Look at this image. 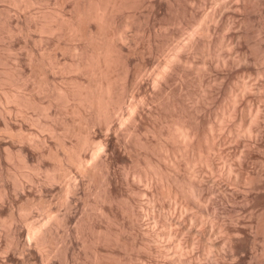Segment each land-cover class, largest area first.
I'll use <instances>...</instances> for the list:
<instances>
[{
  "label": "rangeland",
  "instance_id": "374dc122",
  "mask_svg": "<svg viewBox=\"0 0 264 264\" xmlns=\"http://www.w3.org/2000/svg\"><path fill=\"white\" fill-rule=\"evenodd\" d=\"M121 1L116 10L113 0H0V264H213L218 258L219 264H247L250 253L263 258L264 228L257 219L264 196L254 200L253 182L264 153V74L257 71L261 52L254 51L264 0H254L258 18L253 0H226L218 22H200L207 33L199 22L191 31L190 14L199 21L218 0H181V7L180 0L179 6ZM229 15L232 26L224 29ZM237 28L247 29L248 37L238 38ZM218 36L242 39L239 50L253 66L219 65L237 50L214 53L211 46L206 53L202 45ZM106 45L112 55L103 52ZM242 78L253 87L245 97ZM255 106L261 122L250 137L245 125ZM220 107L231 112L218 120ZM180 118L190 131L196 127L191 146L173 132ZM193 146L211 166H192ZM184 180L200 196L182 192ZM232 225L243 233L235 252L227 244ZM208 246L216 253L207 259Z\"/></svg>",
  "mask_w": 264,
  "mask_h": 264
},
{
  "label": "bare ground",
  "instance_id": "6f19581e",
  "mask_svg": "<svg viewBox=\"0 0 264 264\" xmlns=\"http://www.w3.org/2000/svg\"><path fill=\"white\" fill-rule=\"evenodd\" d=\"M114 2H112V6H115V9L117 10V6L115 5V4H119L120 3V1L121 0H118L117 2H116V0H113ZM248 1V0H247ZM250 1V0H249ZM254 1V0H253ZM257 1V0H256ZM256 1H254V3H253V5H255L256 3ZM259 2H260V0H258ZM119 2V3H118ZM122 2V1H121ZM124 2V1H123ZM172 2V4L173 5H176V4H178V6H179V3H180V6L179 7H181V6H184L185 4H183V5H181L182 4V2H181V0L179 1V3H178V0H172L171 1ZM189 2V1H188ZM218 2H219V6H218V8L217 9H215V11H212V13H210V14H207V15H203L202 14V18H200V20L199 21H197V20H195V18H194V14H190V18H191V20L188 22V27H190L191 28V31H194V30H197L198 31V29H197V27H199V25L201 24V26H200V29H202V30H204V31H206V33L208 32V31H210L209 29H208V27H206V25H204L205 23H206V21L208 20V19H214L215 21L214 22H216V20H217V22H218V19H220L221 17H222V15L224 14V12L226 11V7L228 6V2L226 1V0H218ZM235 2V1H234ZM240 2V1H239ZM238 2V3H239ZM90 3V2H89ZM111 3V2H110ZM127 3V2H126ZM183 3H185V2H183ZM204 3V2H203ZM233 3V2H232ZM249 2H247V5H250V4H248ZM114 4V5H113ZM171 4V3H170ZM230 4V3H229ZM233 4H237V1H236V3H233ZM244 4H246V3H244ZM244 4H243V6H244ZM90 5V4H89ZM120 5H123V3L122 4H120ZM126 5H129V4H126ZM189 5V4H188ZM259 5H260V3H259ZM95 6H97V5H95ZM124 6H125V3H124ZM240 6H242V4L240 5L239 4V7ZM242 6V7H243ZM256 6V9L255 10H257V12L253 15L254 17H257V16H259L260 15V6L257 8V6H258V3L255 5ZM122 7V6H121ZM126 7V6H125ZM191 7V6H190ZM198 7V6H197ZM230 7H231V5H230ZM78 8H80V7H77L76 8V10L78 9ZM97 8H98V6L96 7V10H97ZM178 8V7H177ZM244 8H245V6H244ZM249 8V7H248ZM248 8H246V9H248ZM260 8V9H259ZM88 9V8H87ZM90 9V8H89ZM94 9H95V7H94ZM113 9H114V7H113ZM233 9V8H232ZM237 9V8H236ZM245 9V10H246ZM251 9H252V7H251ZM82 10V9H81ZM84 10V9H83ZM91 10V9H90ZM116 10H114V11H116ZM179 10H180V8H179ZM186 10V9H185ZM229 10V9H228ZM238 10H241L240 8L238 9ZM244 10V11H245ZM250 10V9H249ZM79 10H77V12H78ZM87 11V10H86ZM97 11H99V9L97 10ZM243 11V10H242ZM247 11V10H246ZM245 11V12H246ZM252 11H254V10H252ZM85 12V11H84ZM84 12H82V13H84ZM88 12V11H87ZM87 12H85L86 14H88V16H89V13H87ZM92 13L93 12H95V10L94 11H91ZM180 12V11H179ZM244 12V13H245ZM249 12V11H248ZM81 13V12H80ZM98 12H96V13H94L95 15H99V13L97 14ZM190 13V12H189ZM193 13V12H192ZM194 13H195V11H194ZM262 13V12H261ZM101 14V13H100ZM231 15H232V13H230ZM241 14V13H240ZM91 15H93V14H91ZM187 15V14H186ZM80 16H82L81 14H80ZM100 16V15H99ZM230 16V15H229ZM228 16V17H229ZM244 16H245V14H244ZM85 17V16H84ZM227 17V18H228ZM242 17V16H241ZM248 17H249V19H250V17H251V15L248 13ZM261 17V16H260ZM97 18V17H96ZM100 18V17H99ZM183 18V17H182ZM258 18V17H257ZM263 18V17H262ZM81 19V18H80ZM178 19V18H177ZM186 19H188V18H186ZM198 19V18H197ZM233 18L230 16V19H228L227 21H225L224 22V24H223V28L225 29L226 27H228V26H232L231 24H232V20ZM238 19V18H237ZM245 20V19H244ZM246 20H248V19H246ZM262 20V19H261ZM203 21H205L204 22V24L202 25V23H200V22H203ZM196 22H199L198 24L199 25H196L195 27L193 26V25H195V23ZM244 22V21H243ZM247 22V21H246ZM183 23V22H182ZM186 23H187V21H186ZM240 23V22H239ZM238 23V24H239ZM241 23H242V21H241ZM244 24V23H243ZM250 24V23H249ZM240 25V24H239ZM177 26V25H176ZM216 26V25H215ZM241 26V25H240ZM242 26H244V25H242ZM178 27V26H177ZM239 27V26H238ZM123 29L125 28L124 26L122 27ZM122 28H120V30L122 31L123 29ZM236 28V27H235ZM244 28V27H243ZM246 28V27H245ZM248 28H249V26H248ZM170 29V28H169ZM187 29V28H186ZM226 29H228V28H226ZM231 29V28H230ZM241 29V28H240ZM239 28H237L234 32H237L238 33V35L237 34H235V35H237L238 36V38L241 36H244V37H246L247 35H248V31H246L245 29L243 30V31H241ZM182 30V29H181ZM189 30V29H188ZM250 30V29H249ZM186 31V30H185ZM190 31V30H189ZM189 31H186L187 33H188V35H190V33H189ZM197 31H195V32H197ZM201 31V30H200ZM256 31H257V33L259 34V35H261V39L257 42H255V43H257L256 45H255V49H254V51H255V53H259V52H261V55L259 56V57H256V60H257V58L259 59V61H258V65H257V71H258V73H262V74H264V47H263V44H264V41H263V39H264V27H263V25L262 26H258V28H256ZM114 32V31H113ZM166 32V31H165ZM214 32V31H213ZM227 32V31H226ZM253 32V31H252ZM119 33H121V32H116V34H119ZM123 33H125V32H123ZM167 33H168V31H167ZM203 33V32H202ZM205 33V32H204ZM203 33V34H204ZM205 33V34H206ZM262 33V34H261ZM115 34V35H116ZM196 34V33H195ZM194 34V35H195ZM113 36H114V34H112ZM120 35V34H119ZM123 35V34H122ZM122 35H121V37H122ZM191 35H192V33H191ZM190 35V37H191V42H189V44L190 45H193V43H192V38H194L193 36H191ZM208 35V34H207ZM214 35V34H213ZM233 35H234V33H233ZM93 36V35H92ZM92 36H91V38H92ZM107 36H109V34L107 35ZM112 36V39L111 40H113V37ZM126 36V35H125ZM124 36V37H125ZM206 36V35H205ZM226 36V35H225ZM110 37H111V35H110ZM118 37L119 36H117L116 35V38L115 39H118ZM189 37V36H188ZM202 37V36H201ZM213 37V36H212ZM248 37V36H247ZM94 38V37H93ZM107 38V37H106ZM105 38V39H106ZM126 38V37H125ZM208 38V37H207ZM209 38H211V37H209ZM208 38V39H209ZM216 38V37H215ZM235 38H237L236 36H235ZM235 38L234 39H230V38H226V37H220L219 38V36H218V39L216 38V41L214 40H206V41H203V42H206V43H204V45H202L203 46V49H204V51L206 50V53H207V51L209 52V50L208 49H210L211 48V46H212V52L214 51V53H218V51H219V49H223V47L225 48V47H229L230 48V51H231V49L232 50H237V53H234L235 55H236V57H232V56H230L229 57V55H227V56H224L223 55V57L222 58H216L215 57V55H214V58H215V60L216 59H219V61L218 62H220V64L219 65H223V66H226L227 67V65H229V64H231V63H234V64H238L239 65V67H240V65L241 66H244V67H250V66H253L252 64V62H251V60H250V58H249V54L247 55L245 52H241L239 49H241V44H242V42L241 41H243L242 39H243V37H242V39L240 40V39H236L235 40ZM110 39V38H109ZM108 39V40H109ZM121 39V38H120ZM124 39V38H123ZM122 39V40H123ZM195 39V38H194ZM201 39V38H200ZM212 39V38H211ZM246 39V38H245ZM108 40H106V42L105 43H107V41ZM174 40V39H173ZM190 40V39H189ZM188 40V41H189ZM249 40V39H248ZM247 40V41H248ZM91 41V40H90ZM94 41V40H93ZM114 41V40H113ZM194 41V40H193ZM196 41V40H195ZM198 41V40H197ZM103 42V41H102ZM112 42V41H111ZM171 42V41H170ZM181 42V41H180ZM182 42H184V41H182ZM214 42V43H213ZM245 42H246V40H245ZM249 42V41H248ZM101 43V42H100ZM108 43H109V41H108ZM107 43V44H108ZM93 44V43H92ZM102 44V43H101ZM174 44V43H173ZM178 44V43H177ZM182 44V43H181ZM185 43H183V45H184ZM195 44V43H194ZM248 44V43H247ZM94 45H96V42H94ZM99 45V44H98ZM103 45H105V44H103ZM114 45H116V44H114ZM189 45V46H190ZM199 45H200V43H199ZM97 46V45H96ZM102 46V45H101ZM108 46H109V48H110V44H108ZM113 46V45H112ZM111 46V48H113ZM173 46V45H172ZM175 46H177V45H175ZM178 46H180V44L178 45ZM188 46V47H189ZM92 48L93 47H95V46H91ZM181 47H183V46H181ZM180 47V48H181ZM187 46L185 47V48H188ZM194 47V46H193ZM199 47V46H198ZM197 47V48H198ZM201 47V46H200ZM97 48V47H96ZM102 48H103V46H102ZM104 48H105V46H104ZM107 45H106V52H105V49L103 50V49H101V51L103 50V52L104 53H106L107 55L108 54H110V55H112V53H108V52H110V49H108L109 51L107 52ZM115 48V47H114ZM173 48V47H172ZM177 48V47H176ZM184 48V47H183ZM197 48H195V49H197ZM217 51V52H215V50ZM229 48H225V49H229ZM100 49H98L97 48V51L98 50H100ZM117 48H115L114 50H116ZM175 49V48H174ZM113 50V49H112ZM170 50V49H169ZM175 50H177V49H175ZM198 51H199V49H197ZM253 50V49H252ZM96 51V49H95V52L98 54V52H100V51H98L97 52ZM174 51V50H173ZM188 51H189V49H188ZM200 51H202L201 50V48H200ZM225 51V50H224ZM227 51V50H226ZM229 51V52H230ZM92 52V51H91ZM112 52H114V51H112ZM116 52V51H115ZM190 52V51H189ZM203 52V51H202ZM219 52H222V50L221 51H219ZM235 52V51H234ZM247 52V51H246ZM94 53V52H93ZM178 53V52H177ZM200 53V52H199ZM199 53H197V55H199ZM213 53V54H214ZM253 53V52H252ZM102 55H103V53H101ZM100 54V55H101ZM176 54V53H175ZM99 55V54H98ZM109 55V56H110ZM115 55V54H114ZM173 55V54H172ZM196 55V54H195ZM220 55V54H219ZM231 55V54H230ZM254 55V54H253ZM176 56V55H175ZM184 56V55H183ZM200 56V55H199ZM202 56H204V55H202ZM211 56V55H210ZM213 56V55H212ZM218 56V55H217ZM100 57V56H99ZM102 57V56H101ZM206 57V56H205ZM219 57H221V56H219ZM104 58V57H103ZM105 58H108V57H105ZM109 58H111V57H109ZM204 58V57H203ZM213 58V57H212ZM174 59H177V58H174ZM202 59V58H201ZM205 59V58H204ZM207 59V58H206ZM254 59V58H253ZM99 60V59H98ZM97 60V61H98ZM110 60V59H109ZM177 61V60H176ZM206 61V60H205ZM101 62H102V60H101ZM165 62H166V60H165ZM185 62V61H184ZM208 62H210V61H208ZM211 62H212V60H211ZM210 62V63H211ZM215 62V61H214ZM104 63H106V61L104 62ZM108 63V62H107ZM182 63V62H181ZM180 63V64H181ZM187 63V62H186ZM255 63H257V62H255ZM167 64V63H166ZM188 65V64H187ZM197 65V64H196ZM214 66V65H213ZM217 66H218V63H217ZM231 66V65H230ZM233 66V65H232ZM231 66V67H232ZM159 67V66H158ZM219 67V66H218ZM237 67V66H236ZM201 68V67H200ZM243 68V67H242ZM162 69V68H161ZM166 69H167V67H166ZM189 69V68H188ZM202 69V68H201ZM204 69V68H203ZM226 69V68H225ZM227 69H228V67H227ZM226 69V70H227ZM246 69V68H245ZM192 70V69H191ZM205 70V69H204ZM244 71V70H243ZM248 71H250V70H248ZM169 73V72H168ZM181 73V72H180ZM226 73V72H225ZM165 74V73H164ZM184 75V74H183ZM229 75V74H228ZM227 75V76H228ZM242 75V74H241ZM247 75H249V74H247ZM247 75H246V77H247ZM186 76V75H185ZM202 76V75H201ZM244 76V75H243ZM251 76V75H250ZM155 77V76H154ZM164 77V76H163ZM245 77V76H244ZM245 77V78H246ZM202 79H204L203 77H201ZM200 78V79H201ZM245 78H242V79H240V80H242L241 82H239L240 83V87H239V92L241 93V97L242 96H244L245 97V95H249V93L252 91V82H250L249 81V78L248 79H245ZM199 79V80H200ZM183 80V79H182ZM222 81L221 82H223V79H221ZM162 81V80H161ZM193 81V80H192ZM203 81V80H202ZM208 81V80H207ZM264 81V80H263ZM163 82V81H162ZM196 82V81H195ZM220 83V82H219ZM218 83V84H219ZM184 84V83H183ZM263 84V83H262ZM110 85V84H109ZM202 85V84H201ZM204 85V84H203ZM254 85V84H253ZM195 86H197V85H195ZM199 86V85H198ZM205 86H207V85H205ZM212 86V85H211ZM236 86V85H235ZM111 87V86H110ZM231 87V86H230ZM183 88V87H182ZM193 88V87H192ZM256 88V87H255ZM105 89H108V88H105ZM200 89V88H199ZM206 89H208V88H206ZM229 89V88H228ZM232 89V88H231ZM235 89H236V87H235ZM257 89V88H256ZM188 90V89H187ZM210 90V89H209ZM208 90V91H209ZM216 91H217V89H216ZM107 92H109V89H108V91ZM186 92V91H185ZM191 92V91H190ZM170 93H171V91H170ZM202 93H204V92H202ZM107 94V93H106ZM169 94V93H168ZM107 95H109V94H107ZM181 95V94H180ZM193 95V94H192ZM254 95V94H253ZM258 95H260V94H258ZM176 96V95H175ZM228 96V95H227ZM230 96L233 98V99H237V93L236 92H234L233 90H232V92L230 93ZM261 96V95H260ZM230 97V98H231ZM263 97V96H262ZM107 98H109L110 99V97H108L107 96ZM203 98V97H202ZM170 99V98H169ZM172 99H175V98H172ZM178 99V98H177ZM188 99H189V97H188ZM240 99V98H239ZM253 99V98H252ZM179 100V99H178ZM186 100H187V98H186ZM191 100V99H190ZM242 100V99H241ZM260 100V99H259ZM111 101V100H110ZM225 101V100H224ZM257 101V100H256ZM108 102V101H107ZM175 102V101H174ZM178 102V101H177ZM176 102V104H178ZM189 102V101H188ZM185 103H187L186 101H185ZM253 103V102H252ZM107 104V103H106ZM190 104V103H189ZM192 104H194L193 102H192ZM175 104H173V106H174ZM179 105H180V103H179ZM200 105V104H199ZM205 105V104H204ZM260 105V104H259ZM182 106H183V104H182ZM186 106V105H185ZM189 106V105H188ZM223 106V105H222ZM225 106V105H224ZM228 106V105H227ZM233 106V105H232ZM176 107V106H175ZM174 107V108H175ZM231 107V106H230ZM237 105H236V109L235 110H237ZM256 107V106H255ZM180 108H182L181 106H180ZM190 108V107H189ZM219 108V107H218ZM220 108H222L223 109V107H220ZM226 108V107H225ZM232 108V107H231ZM252 108V107H251ZM176 109V108H175ZM183 109V108H182ZM220 110V112H219V110H218V112H219V114H218V116H221L220 118H218V120H221L222 118L224 119V117L225 116H227V114H229L231 111H230V109L229 108H226V109H223V110ZM233 109V108H232ZM254 109V108H253ZM174 110V109H173ZM177 110H180L179 109V107H178V109ZM176 110V111H177ZM183 110H185V109H183ZM202 111V110H201ZM254 112H253V114H252V117H251V120L245 125V130L248 132V134H249V136L250 137H254L257 133H258V126H259V121L261 122V120H260V110H259V106H257L254 110H253ZM182 112V111H181ZM235 112V111H234ZM212 113H215V112H212ZM204 114V113H203ZM178 115H179V113H178ZM177 114H176V116H178ZM181 115H182V113H181ZM190 115V114H189ZM201 115V114H200ZM199 115V116H200ZM214 115V114H213ZM217 115V114H216ZM198 116V117H199ZM179 117V116H178ZM183 116H181V118H182ZM201 117V116H200ZM177 118V117H176ZM180 118V119H181ZM186 117L184 116V119H185ZM190 118V117H189ZM186 119H188V118H186ZM193 119V118H192ZM264 119V118H263ZM198 120H200V119H198ZM248 120V119H247ZM176 121V120H175ZM174 121V122H175ZM180 121V120H179ZM181 121H182V119H181ZM187 121V120H186ZM191 121H194V120H191ZM197 121V120H196ZM205 121V120H204ZM217 121V120H216ZM183 122V121H182ZM189 122V121H188ZM195 122V121H194ZM194 122H192V123H194ZM219 122V121H218ZM185 123H187V122H185ZM184 122L180 125V123H179V126L177 125V126H174V125H172V126H174L173 128H174V130L175 131H173V132H176L177 133V138H179V137H181V138H179L180 140H184L185 141V143H186V145H192L193 144V139H194V137H195V135H196V127H194L193 125H195V124H192V126L194 127V129L195 130H193V131H190L191 130V128H189V129H187L186 127H187V125L185 124ZM190 123V122H189ZM189 123H187V124H189ZM217 123V122H216ZM186 126H185V125ZM208 125V124H207ZM220 125V124H219ZM189 126V125H188ZM200 126V125H199ZM213 126L214 125H212V124H210L209 125V132L211 133V131H212V129H214L213 128ZM217 128H219V127H217ZM193 129V128H192ZM199 129V128H198ZM220 129V128H219ZM264 129V128H263ZM214 131V130H213ZM212 131V132H213ZM171 132V131H170ZM175 133V134H176ZM220 134V133H219ZM228 135V134H227ZM262 135V134H261ZM238 136V135H237ZM258 137H259V134L257 135ZM171 137V136H170ZM174 137V136H173ZM223 137V136H222ZM176 138V137H175ZM175 138H172V139H174L175 140ZM183 138V139H182ZM221 139V138H220ZM224 139V138H223ZM256 139V138H255ZM258 139V138H257ZM184 141H183V143H184ZM172 143H174V142H172ZM180 144H181V142H179ZM253 143V142H252ZM219 144H220V142H219ZM173 145V144H172ZM182 145V144H181ZM185 145V146H186ZM184 146V145H183ZM195 146V145H194ZM193 146V147H194ZM167 147H169V146H167ZM178 147H180V146H178ZM193 147H191V149L193 148ZM170 148V147H169ZM174 148H176V147H174ZM187 149H188V147H186ZM197 148V147H196ZM195 147L192 149V155L190 156V155H188V156H190L191 157V159L189 160V161H191L190 163L192 164V166H193V164L194 163H197V162H199V163H197V164H201L200 163V161H204L205 163L204 164H208L209 166H211V161H210V159L208 158V156H207V154H205V153H203V151L198 147V149H196ZM251 148V147H250ZM167 149V148H166ZM173 149V148H172ZM183 149V148H182ZM186 149V150H187ZM190 149V148H189ZM190 149V150H191ZM174 150V149H173ZM172 150V151H173ZM179 150V149H178ZM181 150V149H180ZM201 152H200V151ZM246 150V149H245ZM175 151V153L176 152H178L176 149L174 150ZM189 151V150H188ZM264 151V150H263ZM183 153H184V151H183ZM182 153V154H183ZM202 153V154H201ZM252 152H250L249 151V149H247L246 151H245V156H248L249 154H251ZM178 154V153H177ZM176 154V155H177ZM181 154V153H180ZM186 154V153H185ZM244 154V153H243ZM203 155V156H202ZM250 156V155H249ZM173 157V156H172ZM174 157H177V156H174ZM173 157V159H175V161H176V159L177 158H174ZM180 157H181V155H180ZM243 157V156H242ZM211 158V157H210ZM184 159V158H183ZM187 159V158H186ZM185 159V160H186ZM245 159H247V157H245ZM174 161V160H173ZM174 161V162H175ZM187 161V160H186ZM185 161V162H186ZM188 161V162H189ZM212 161H213V159H212ZM261 162H262V164H261V167H260V169L258 170V172H257V176H258V178L256 177V179H257V183H254L253 182V188H255L256 190H257V192L255 193V192H253V193H255V196H254V200H257L258 198H260V197H262V196H264V153H263V157H262V160H261ZM174 164V163H173ZM248 164V163H247ZM188 165V163L186 164V166ZM190 165V164H189ZM208 165H206V166H208ZM236 165H237V163H236ZM150 167H151V165H149ZM205 166V167H206ZM154 168H155V166H154ZM159 168V167H158ZM212 168V167H211ZM237 168H239V166L237 167ZM241 168V167H240ZM151 169V168H150ZM190 169V168H189ZM155 170V169H154ZM192 170V169H191ZM224 170V169H223ZM161 171V170H160ZM199 171V170H198ZM197 172V171H196ZM160 173V172H159ZM253 173V172H252ZM193 174V173H192ZM155 175V174H154ZM240 175V174H239ZM174 176V175H173ZM238 176V175H237ZM256 176V175H255ZM254 177V176H253ZM238 178V177H237ZM173 179H175V177L173 178ZM190 180H191V178H189ZM251 179V178H250ZM253 179V178H252ZM176 181H177V179H175ZM199 180V179H198ZM181 181V180H180ZM179 181V182H180ZM184 181H186V180H184ZM239 181V180H238ZM175 182V181H174ZM178 182V181H177ZM171 183V182H170ZM181 183V182H180ZM221 183V182H220ZM240 183V182H239ZM198 184V183H197ZM234 184V183H233ZM251 184V183H250ZM172 185V184H171ZM177 185V184H176ZM175 185V186H176ZM180 185V184H179ZM193 183H191V181L189 182H187L186 181V183L184 182V183H182V187L180 188V186H176V187H179L180 188V190H182V192H184L186 195H188V196H190L191 195V197H192V195L194 196V195H199L200 196V193H195V191H194V187H193ZM225 186V185H224ZM252 186V185H251ZM172 187H173V185H172ZM175 187V188H176ZM220 187V186H219ZM230 189V188H229ZM251 189V188H250ZM172 191H174V190H172ZM201 191V190H200ZM181 192V191H180ZM230 196H232V198H233V196L235 195V190H231L230 192ZM228 193V194H229ZM248 193H250V192H248ZM172 194V193H171ZM170 194V195H171ZM176 195V194H175ZM182 195H184V194H182ZM174 196V195H173ZM187 196V197H188ZM247 196V195H246ZM176 197V196H175ZM182 197V196H181ZM249 197V196H248ZM247 197V199H249ZM264 198V197H263ZM197 199V198H196ZM177 200V199H176ZM180 200H181V198H180ZM191 200V199H190ZM203 200V199H202ZM193 201H195V198L193 199ZM196 202V201H195ZM199 202V201H198ZM248 206V205H247ZM182 212V211H181ZM179 221V220H178ZM256 222V221H255ZM177 224V223H176ZM235 225H232V226H228V232H229V235L227 236V244H228V247H229V249H230V251H233V252H235L236 251V249L237 248H239V246L241 245L240 244V241L241 240H243V237H241L240 236V232L238 231V229H237V227H234ZM257 226H258V228L259 227H262L263 226V228H264V204H262V206L260 207V211L258 212V219H257ZM185 228V227H184ZM32 229H34V228H32ZM184 230V229H183ZM259 230V229H258ZM33 231V230H32ZM35 231V230H34ZM261 231V230H260ZM29 232H31V231H29ZM31 233H33V232H31ZM30 233V234H31ZM35 233V232H34ZM37 233V232H36ZM35 233V234H36ZM240 233V234H239ZM29 234V233H28ZM38 234V233H37ZM241 235H243V233L241 234ZM253 238V237H252ZM156 240V239H155ZM162 240V239H161ZM158 241V240H157ZM178 241V240H177ZM159 242H160V240H159ZM254 243V242H253ZM160 244V243H159ZM177 244V243H176ZM193 244V243H192ZM215 244V243H214ZM150 245V244H149ZM179 245V242H178V244H177V246ZM207 246V245H206ZM154 247V246H153ZM251 247H252V245H251ZM250 247V249H252ZM192 248V247H191ZM156 249V248H155ZM159 249V248H158ZM163 249V248H162ZM166 248H164L163 249V252H164V250H165ZM176 249H178L179 250V252L182 254V252L184 253V251H182L183 249H182V246L180 247V246H178ZM211 249H210V246H208L207 248H206V254L207 255H204L207 259L209 258L208 256H210L211 254L213 255L214 253H216V251L215 252H211L210 251ZM217 250V249H216ZM188 251V250H187ZM218 251V250H217ZM245 251V250H244ZM252 251V250H251ZM160 252H162V250L160 251ZM168 253V252H167ZM166 253V254H167ZM186 253V252H185ZM223 254V253H222ZM241 254V253H240ZM253 253H250V255L252 256H250L251 258H253V259H251L250 260V258H249V262L247 263V264H259V259L258 260H256L257 258H262V257H260L259 255L257 256V255H254V256H256L255 258L256 259H254V257H253V255H252ZM187 255V254H186ZM243 255H244V253H243ZM248 255H249V253H248ZM48 256H50V255H48ZM170 256V255H169ZM178 256V255H177ZM236 256H238L237 254H236ZM215 258L214 259H217L216 257V254H215V256H214ZM264 258V257H263ZM262 258V259H263ZM51 259V258H50ZM180 259V258H179ZM189 259V258H188ZM237 259V258H236ZM46 260V259H45ZM174 260V259H173ZM192 260V259H191ZM220 259L218 258V260H216V261H214L215 263H213V264H219L217 261H219ZM47 261V260H46ZM175 261H177V260H175ZM174 261V263H177V262H175ZM213 261V260H212ZM260 261H261V259H260ZM264 261V260H263ZM97 262V261H96ZM187 262V261H186ZM200 262L201 261H199L197 264H200ZM202 262H204V261H202ZM237 262H239V261H237ZM48 263H49V261H48ZM105 263H107V262H105ZM173 263V262H172ZM181 262L179 261V264H180ZM185 263V262H184ZM205 263V262H204ZM264 262H262V264H263ZM203 264V263H202ZM207 264H211V263H207ZM223 264V263H222ZM230 264V263H229ZM233 264H236V263H233ZM237 264H240V263H237ZM245 264V263H244Z\"/></svg>",
  "mask_w": 264,
  "mask_h": 264
}]
</instances>
